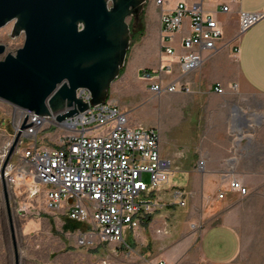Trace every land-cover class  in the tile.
<instances>
[{
    "label": "crops",
    "instance_id": "obj_1",
    "mask_svg": "<svg viewBox=\"0 0 264 264\" xmlns=\"http://www.w3.org/2000/svg\"><path fill=\"white\" fill-rule=\"evenodd\" d=\"M177 1L168 0L167 5ZM224 3L229 5L227 12L221 10ZM202 6L223 25L224 36L217 50L185 76L191 91L155 95L145 80L146 98L164 103L158 119L148 122L130 118L122 109L125 104L118 106L132 125L159 131L160 152L171 161L169 180L153 193L155 212L124 233V239L134 232V238L149 237L154 242L142 264L193 262V250L198 262L231 264L243 252L245 233L264 231V18L239 33L240 12L264 11V0H208ZM161 12V7L149 11L145 33L129 51L134 80L142 79L144 69L158 68L163 59L177 61L161 52ZM188 32L187 16L176 34L177 43ZM177 50L183 51L180 45ZM174 68L178 73L177 62ZM218 85L223 92L216 90ZM123 93L119 101L139 95L128 89ZM233 178L243 183L247 193L228 190L225 198L218 199V191ZM178 189L186 192L184 204L174 196Z\"/></svg>",
    "mask_w": 264,
    "mask_h": 264
},
{
    "label": "built area",
    "instance_id": "obj_2",
    "mask_svg": "<svg viewBox=\"0 0 264 264\" xmlns=\"http://www.w3.org/2000/svg\"><path fill=\"white\" fill-rule=\"evenodd\" d=\"M177 1L172 7L168 0H156L161 6V52L165 57L156 69H144L141 78L150 82V90L159 95L164 92L191 91L185 76L200 67L202 62L218 48L224 36V27L211 13L203 9V2ZM221 10L229 11L228 4ZM190 18V32L176 34L183 29L184 20ZM264 18V11H241L239 33L242 34ZM183 49L178 53L177 46ZM179 65L175 73L174 64ZM223 92L222 86H217ZM89 99L87 92L79 94ZM64 109L62 111H66ZM27 118V127L21 130L20 147L26 137L32 140L22 148L20 160L8 162L4 168L7 186L27 183L29 196L44 197L46 207L62 211L68 219L87 225L79 241L120 242L125 230L138 228L154 211V191L165 184L171 175V161L159 147V131L155 127L132 125L127 114L111 99L91 107L84 113L68 117V130L60 146L43 147L38 144V133L49 118L21 108V122ZM202 165V161H200ZM149 176V181L144 179ZM1 170H0V179ZM228 190L247 193L243 183L233 178L227 188H221L218 199ZM184 190L174 196L185 203ZM149 264H168L159 260Z\"/></svg>",
    "mask_w": 264,
    "mask_h": 264
},
{
    "label": "water",
    "instance_id": "obj_3",
    "mask_svg": "<svg viewBox=\"0 0 264 264\" xmlns=\"http://www.w3.org/2000/svg\"><path fill=\"white\" fill-rule=\"evenodd\" d=\"M146 0H0V29L13 22L11 37L25 41L0 59V99L64 126L67 118L105 103L125 66L132 44L130 16ZM6 45L0 42V54ZM87 92L89 99L79 94ZM67 109L66 111H62ZM2 185L16 264L19 251L4 168Z\"/></svg>",
    "mask_w": 264,
    "mask_h": 264
},
{
    "label": "rangeland",
    "instance_id": "obj_4",
    "mask_svg": "<svg viewBox=\"0 0 264 264\" xmlns=\"http://www.w3.org/2000/svg\"><path fill=\"white\" fill-rule=\"evenodd\" d=\"M155 7L159 9L161 7L156 0H146L139 15L128 18L132 31L131 47L145 33V19L149 11ZM12 26L13 22H10L0 29V42L7 44V50L0 54V59L4 58L8 52L15 53L24 44L23 33L15 38L11 37ZM130 64L128 53L120 76L111 85L108 99L121 108V105L125 104L126 107L122 109L136 121L156 120L164 103L158 98H146L142 90V84H146L145 80H134ZM148 84H150L149 81ZM127 89L138 91L139 95L137 97L123 96L119 101L118 96L125 93ZM20 119L21 107L0 99V170L18 132ZM66 133L68 130L65 126L57 125L50 119L39 129L38 144L43 147L60 146ZM32 140L34 141L26 137L23 145L19 147L17 144L7 163L20 160L22 148ZM144 179L149 181V176L146 174ZM7 189L19 251V264H142L147 261L144 258L145 253L154 248V242L149 237L134 238V232L130 233L123 242L104 243L94 240L82 244L79 238L86 232V224L69 220L62 211L49 210L45 205L44 197L31 198L26 182L18 186L9 185ZM154 212L155 209L151 214ZM244 240L243 252L231 264H264L262 262L264 231L245 233ZM191 257L194 259L193 262L183 260L177 264H206L198 262V254L195 250L192 251ZM0 264H16L2 179H0Z\"/></svg>",
    "mask_w": 264,
    "mask_h": 264
},
{
    "label": "flooded vegetation",
    "instance_id": "obj_5",
    "mask_svg": "<svg viewBox=\"0 0 264 264\" xmlns=\"http://www.w3.org/2000/svg\"><path fill=\"white\" fill-rule=\"evenodd\" d=\"M9 23H10V22H9ZM9 23H8V24H9ZM12 27H13V26H12ZM10 35H11V32H10ZM12 38H13V37H12ZM4 44L6 45V50H7V44H6V43H4ZM16 51H17V50H16Z\"/></svg>",
    "mask_w": 264,
    "mask_h": 264
}]
</instances>
